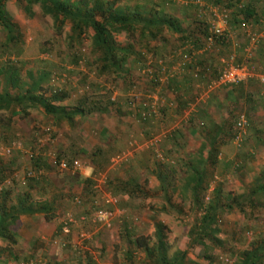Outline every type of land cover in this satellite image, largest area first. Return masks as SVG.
Returning <instances> with one entry per match:
<instances>
[{"label":"rangeland","instance_id":"rangeland-1","mask_svg":"<svg viewBox=\"0 0 264 264\" xmlns=\"http://www.w3.org/2000/svg\"><path fill=\"white\" fill-rule=\"evenodd\" d=\"M115 1L123 8L135 4L149 8L163 2ZM239 1L246 6L252 1L257 12L264 13V0ZM164 2L162 6L168 16L178 17L193 40L213 21V9L220 5L230 16L233 12V8L226 7L227 0L217 6L215 0ZM5 11L18 25L22 44L18 48H5V34L0 26V67L13 62L26 83L29 72H48L49 80L43 85L45 93L49 95L55 90L65 95L56 105L70 110L79 105H84L85 110L92 106L102 108V111L76 115L71 122H58L42 108L30 104L26 115L20 114L17 107L16 115H12V108L0 112V161L4 168L0 190L10 192L13 201L28 195L34 202H48L56 217L49 222L42 214L34 218L20 216L11 227L18 234V244L12 248L17 259L12 260L1 252L2 257L9 259L7 264L35 263L34 260L43 264H127L123 256L128 250L127 235L132 239L145 237L153 245L155 222L166 225L169 254L186 251L188 264H206L202 249L190 247L187 237L198 214L190 207L189 199L181 202L178 194L172 195L171 203L167 202L159 191L154 168L158 163L171 161L179 170L182 162L191 159L205 139L199 122H205L207 127L208 121L225 122L228 134L220 147L219 164L210 170L206 198L214 187L220 188L224 197L227 194L233 198L245 196L264 168V44L256 51L258 57L250 62L252 77L230 95L227 93L230 87L214 88V82L187 88L179 85L184 78L191 74L195 78L200 71L195 67L190 71L184 69V64L177 61L181 56L196 55H188L179 35L167 29L154 41L138 42V52L127 62L126 72L108 76L98 74V53L93 49L91 37H86L79 47L69 49V25L66 24L62 35H55L50 17L43 16L38 5L33 7L31 18L26 17L17 0H6ZM256 31L264 36L263 29L256 28ZM228 37L224 45L230 50L220 55L219 49L224 45L212 46L203 38L210 64L229 54L239 55L236 49L245 38L238 31L230 36L228 33ZM114 38L121 44L128 40L124 33L115 34ZM175 87H178L176 93ZM190 116L196 120L188 123ZM243 119L248 121V129L238 141L236 136L241 131L235 124ZM171 132L175 136L173 144ZM17 142L22 145L20 149H14L9 155L3 153ZM48 152L65 160L78 158L84 165V174L61 172L48 158ZM31 153L35 158L39 156L40 167L29 157ZM116 154H125L127 163L120 167L109 164L108 158ZM130 180L141 191L129 197L125 192L130 188L125 184ZM175 184L180 185L178 181ZM105 194L116 199L113 205L104 202ZM107 206L115 211L114 223L107 229L84 224L83 230L92 236L88 242L79 239L75 229L67 238L68 247L48 241L51 236L46 230L54 223L56 228L66 216L76 218ZM42 221L44 226L40 229ZM218 229L219 243H208L216 258L215 264H236L242 250L264 238V207H249L245 213L238 210L224 213L218 220ZM4 247L5 243L0 240V249ZM134 256V264H154L144 258L142 251Z\"/></svg>","mask_w":264,"mask_h":264},{"label":"trees","instance_id":"trees-1","mask_svg":"<svg viewBox=\"0 0 264 264\" xmlns=\"http://www.w3.org/2000/svg\"><path fill=\"white\" fill-rule=\"evenodd\" d=\"M17 1L28 18L33 17V7L38 5L42 15L50 17L53 31L57 36L62 35L64 27L68 24L67 47L69 49H73L75 46L79 47L86 37H91L93 49L98 53L96 61L100 64L99 75L120 76L126 72L127 62L138 52L136 51L138 42L154 41L163 29L179 35L180 40H183L181 41L182 45H186L188 55L192 53L196 55L189 57L180 55L181 58H177V61H181L184 64V69L188 68L189 71L194 67L200 68V72L195 78L192 74L187 78L201 84L216 82L220 69L224 66L222 61H228L231 57L234 64L246 65L251 73L250 62L253 57H258L256 51L258 52L264 44V36L256 31V28L264 30V19H260V15H264V13L262 10V13L257 12L256 4L252 1H250V5L246 6L239 0H227L226 7L233 8L230 16L226 8L219 5H222V0H215L216 6L219 5V8L216 9L219 13L225 14L227 24L224 34L217 37L211 45H224V41L228 43V33L230 36V33L235 31L245 38V41L236 49L238 56L229 54L227 57H220L216 64H210L206 57H202V54L207 55L203 38L205 41L209 37L210 24L208 23L205 29L199 31L201 35L196 34L197 38L191 39L187 29L182 26V21L178 17L168 16L166 9L162 6L166 4L164 0L156 2L155 5L152 4L154 8L152 6L143 8L138 4L123 8L117 5L115 0ZM5 2L6 0H0V26L5 34L4 47L18 48L22 44V34L18 25L5 11ZM120 33H124L130 41L127 40L122 44L117 42L114 35ZM251 37L254 41H251ZM226 50L230 49L224 45L222 50L219 49V55L225 53ZM184 55L186 54L184 53ZM192 61H195L194 64ZM0 76L2 77L0 79V112L12 108V115H16L14 109L17 107L19 113L26 115L27 106L30 104L31 107L42 108L47 115L58 122H71L76 115H85V113L96 110L102 111V108L97 106L88 107L85 110L84 105H79L70 110L56 105L63 101L65 95L55 90L49 95L45 93L43 85L49 80L48 72L38 71L37 74L29 72L27 74L29 81L26 83L22 80L20 71L14 63L8 61L0 67ZM250 78L230 87L231 90L227 93L231 95L234 90H240ZM22 90H24L23 93H21ZM176 91L177 88L175 93ZM15 92L16 94H14ZM195 120L190 116L188 123ZM206 124L209 126L207 127L205 122H199V126L204 130L200 128L205 134V139L191 159L182 162L179 170L175 167L174 162L158 163L154 168V174L159 184V191L168 203H171V197L174 194L180 196L181 202L185 198L189 199L190 207L198 214L187 232L189 246L200 247L206 264H215L216 258L212 255L208 243L213 245L219 243L216 234L219 232L218 220L220 216L233 210L245 213L249 207L252 209L264 207V168L254 178L245 196L233 198L228 197L229 194H227L224 197L221 189L214 187L210 196L206 198V193L209 190L210 170L219 164L220 147L228 134L225 122L220 124L208 121ZM235 128L237 129V124H235ZM247 129L248 121H246ZM193 130L190 129V132ZM178 133L180 134V131ZM170 136L172 137L170 143L173 144L175 136L172 132ZM31 160L37 168L40 167L39 156ZM3 170V163L0 161V184L4 180ZM176 181L180 185L175 184ZM125 187L130 188L128 192H125L129 197L135 191H141L134 180L127 181ZM35 214H42L44 220L49 222L56 218L48 202H34L28 195L20 196L13 201L10 192L5 189L0 190V240L5 243V247L0 249V264H7L9 261L5 256L2 257L1 252L7 253L12 260L17 259L12 248L18 244V234L11 228L12 225L22 215L32 216ZM166 229V225L162 222L154 223L153 245H150L149 240L145 237L136 236L132 239L127 235L128 250L123 254L127 264H134V254L138 251H142L144 258L154 264H188L186 251L176 250L172 254L168 253ZM58 230L61 235V226L58 227ZM88 262L90 263L89 259ZM236 264H264V238L257 244L252 243L249 249L242 250Z\"/></svg>","mask_w":264,"mask_h":264},{"label":"built area","instance_id":"built-area-1","mask_svg":"<svg viewBox=\"0 0 264 264\" xmlns=\"http://www.w3.org/2000/svg\"><path fill=\"white\" fill-rule=\"evenodd\" d=\"M213 21L210 22L209 27V37L206 38V42L211 44L214 40L222 36L226 29V16L225 14L219 13L218 9L212 10ZM252 38V37H251ZM251 41H254L252 38ZM223 67L220 69L219 78L216 82H214V86H222V87H233L241 82L246 81L249 77H251V73L246 65H236L233 63V58L231 57L228 61L223 60ZM144 119V118H143ZM237 128L241 133L236 136V140H241V137L244 136L246 130V121L245 119L239 120L237 122ZM48 131V130H47ZM51 134V131H48ZM21 143H14L10 148L4 149L3 153L5 155L11 154L14 149H20ZM48 158L51 162L61 171L67 172L70 174H74L79 172L82 169V164L79 160L67 161L65 159H60L56 155L51 152H48ZM29 157L31 159L35 158V154H30ZM127 160V156L125 154H116L110 157V164L112 166H119ZM32 175L31 172L27 174L28 177ZM105 179V178H104ZM103 182H105L103 180ZM102 183V181H101ZM115 200L111 196H106L105 203H114ZM92 222L104 227H110L111 221L113 219V212L106 208H99L92 213ZM85 221V217L75 218L74 216H66L64 220H62L61 224V234L67 235L70 231L71 226H77L81 222ZM62 241V240H61ZM28 264H35L34 262H30Z\"/></svg>","mask_w":264,"mask_h":264},{"label":"crops","instance_id":"crops-1","mask_svg":"<svg viewBox=\"0 0 264 264\" xmlns=\"http://www.w3.org/2000/svg\"><path fill=\"white\" fill-rule=\"evenodd\" d=\"M208 55H205V54H202V57L204 58V57H206L207 58V60H208V57H207ZM178 58H181V57H178ZM162 62L160 61V64H161ZM166 67L167 66H165V67H163L164 69H166ZM196 69H198L199 71H200V68H196ZM252 77V76H251ZM199 80V79H198ZM198 84H199V82L198 81H196V80H190V79H188L187 77L186 78H184L183 79V81H181V82H179V85L182 87V88H187V87H191L192 85L195 87H197L198 86ZM201 84V83H200ZM215 87H218V89H222V88H225V87H222V86H214V88ZM175 88H178V87H175ZM231 89V88H230ZM228 92V91H227ZM56 156H58L59 157V155H56ZM133 157V156H132ZM131 157V158H132ZM60 159H63V158H61V157H59ZM131 158H129L130 160H131ZM109 159V164H110V158H108ZM73 160H79L78 158H73V159H70V160H67V161H73ZM127 161H128V158H127V160L124 162V163H122L121 165H119L118 167H120V166H122V165H125L126 163H127ZM83 165V164H82ZM84 166V165H83ZM83 166H82V169L79 171V172H76L77 174H84V169L85 168H83ZM111 166V165H110ZM112 167V166H111ZM76 173H74V174H76ZM104 178H106V177H104ZM95 181V180H94ZM95 188H97L96 187V182H95V186H94ZM106 196H111L115 201H116V199L111 195V194H105L104 195V197H106ZM106 199V198H105ZM104 202H105V200H104ZM110 205H113V203H109ZM99 208H101V207H99ZM99 208H97V209H99ZM103 208H106V209H109V210H111L112 212H114L113 213V219H112V221H111V225H110V227L112 226V224L114 223V220H115V211H114V209H112V208H109V206H107V207H103ZM97 209H95V210H93L92 212H90L89 214H85V215H81V216H79V217H76V218H80V217H85V221H83V222H81L79 225H77V226H71L70 227V231H69V233L67 234V235H60V231H57V229H58V226L55 228V226H56V224L54 223L53 224V227L52 228H50V229H48V230H46L48 233V235H49V237L51 236V238H47V239H49L48 241H52L53 243H56V245L55 246H59V245H61V246H67L68 247V245L70 244V243H68V239L67 238H70V236H71V234L74 232V229H75V232H77V234H78V237H79V239H81V240H83V241H89L90 240V238L92 237V236H90L89 237V234L87 233V232H85L84 230H83V225L84 224H92V225H94L95 227H98V228H100V229H107L108 227H104V226H100V225H98V224H95V223H93L92 222V218H91V216H92V213L94 212V211H96ZM38 214H35V215H32V216H30V217H32V218H34V216H37ZM60 225L62 226V224L60 223ZM44 226V222L42 221L41 223H40V225H39V228L41 229L42 227ZM60 227V226H59ZM54 228H55V230H54ZM77 229V230H76ZM42 233H44V230L42 231ZM93 235V234H92ZM62 240V241H61ZM59 244V245H58ZM70 246H75V245H70ZM35 261V264H38L39 262L37 261V260H34ZM47 261V260H46ZM41 264H43L42 262H40ZM47 262H45V264H46Z\"/></svg>","mask_w":264,"mask_h":264}]
</instances>
